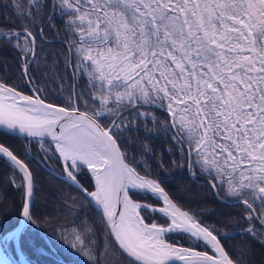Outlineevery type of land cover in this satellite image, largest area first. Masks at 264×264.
<instances>
[{
	"label": "snow or ice",
	"instance_id": "obj_1",
	"mask_svg": "<svg viewBox=\"0 0 264 264\" xmlns=\"http://www.w3.org/2000/svg\"><path fill=\"white\" fill-rule=\"evenodd\" d=\"M20 28L0 31V45L21 61L19 82L0 78V130L36 140L57 179L79 193L100 218L107 247L86 224L41 228L35 178L27 159L0 142V163L22 193L18 208L0 211V264H245L225 241L228 224L208 225L176 201L150 165L130 155L133 131L159 130L173 141L189 172L225 204L243 206L240 233L264 244V0H11ZM59 20L67 47L64 70L33 77V26ZM54 27V25H49ZM77 78L86 86L79 87ZM49 85L53 91H49ZM59 86L67 99L48 96ZM28 89L26 94L24 89ZM160 111L164 118L155 114ZM151 121L152 127H148ZM150 149L141 147L143 158ZM91 175V187L79 176ZM140 197V200L134 197ZM159 214L163 223L148 220ZM179 235L195 246L172 240Z\"/></svg>",
	"mask_w": 264,
	"mask_h": 264
},
{
	"label": "trees",
	"instance_id": "obj_2",
	"mask_svg": "<svg viewBox=\"0 0 264 264\" xmlns=\"http://www.w3.org/2000/svg\"><path fill=\"white\" fill-rule=\"evenodd\" d=\"M27 9L29 0H19ZM11 0H0V31H7L9 28L19 29V18L16 15V10L11 7ZM49 25H54L50 27ZM34 32H38L39 28L43 27V37H37L36 47L38 49L37 58L40 71H37V65H32L30 68L34 78L40 81V77L52 79L53 75L63 76L68 82H71V73H66L64 70V57L67 54V47L63 43L64 34L61 30V22L59 20L49 21L47 18H42L35 26L28 24ZM21 61L15 50L7 45H0V78L13 80L16 82L21 75ZM41 85L43 81H40ZM77 91L86 86L84 81L77 78ZM28 94V89H24ZM49 91H53V86L49 85ZM53 103H61L67 99V95H61L59 86L55 87L54 94L47 97ZM159 119L164 116L160 111L155 113ZM151 128V121L148 123ZM136 141L129 148L130 155H134L138 161L146 160L151 167L154 176H158L163 186L170 192L172 197L180 202L185 208L191 209L197 213L203 222L208 225L228 224L226 230L232 235V239L225 241L226 246L232 250L234 256H240L245 264H264V244L258 240L250 239L247 236H241L243 228L247 224L241 221L237 223L235 218L243 215V206L237 207L232 204H225L218 200L214 193L210 190L207 181L199 176H193L188 173V164L186 159L182 160L179 152L174 150L173 141L165 132L156 130L146 132L141 127L140 131H133L130 137ZM0 142H6L14 151L21 157L28 160L31 165L35 178V212L42 219L47 220V223H42L41 228L51 233L54 228L66 227L68 229L80 227L81 224H86L93 229L89 235L93 241L101 244V252L107 247L105 243V235L101 231L103 225L100 218L92 211L89 205L84 204L82 209H78L77 213H69L65 208L63 201L73 202V194L66 192L61 186H56L54 179L49 173L41 169L37 162L28 155V148L31 149L33 156L43 159V152L34 146H24L14 141L1 139ZM146 144L150 151L141 156V147ZM40 150V151H39ZM57 163L55 160H53ZM48 162V161H47ZM58 164V163H57ZM59 165V164H58ZM86 175V171L83 172ZM87 176V175H86ZM11 173L9 169L0 163V211L7 209L12 210V216L15 217V208H18L22 193L11 183ZM51 180V181H50ZM66 185V184H65ZM72 192L77 195L75 203H80L79 193L73 188ZM140 200V197H134ZM146 218L150 221L155 219L158 223H163L160 215L145 213ZM254 226L258 230H264V224H261L257 219L254 221ZM172 240L178 241L181 244L195 246L191 241L182 239L179 235H172ZM67 263L81 264L82 258L77 256H68ZM77 262V263H76Z\"/></svg>",
	"mask_w": 264,
	"mask_h": 264
},
{
	"label": "flooded vegetation",
	"instance_id": "obj_3",
	"mask_svg": "<svg viewBox=\"0 0 264 264\" xmlns=\"http://www.w3.org/2000/svg\"><path fill=\"white\" fill-rule=\"evenodd\" d=\"M8 140V139H7ZM10 141V140H9ZM12 142V141H11ZM15 142V141H14ZM20 144V143H19ZM24 146H34L35 145V148H37V149H40L41 150V147H40V145L39 144H34V145H32V144H23ZM28 148V147H27ZM39 150V151H40ZM28 155L32 158V159H34L36 162H37V165L41 168V169H43V170H45V171H47L48 173H49V175L54 179V181H51V182H53L56 186L58 185V186H61V187H63L65 190H66V192H71L72 194H73V197H76V198H78L77 197V195L75 194V193H73L72 192V189H70V187L66 184L65 185V183H62V181H61V179H57L56 177H59V176H61V174H62V169H61V166L60 165H58L57 163H55L53 160H50V161H45L44 159H40V158H38L37 156H33V154L31 153V149H29L28 148ZM79 181H80V183L83 185V186H86V187H91V181H90V179H88L87 178V176L84 174V173H81L80 174V176H79ZM77 263V262H76ZM77 264H79V263H77Z\"/></svg>",
	"mask_w": 264,
	"mask_h": 264
},
{
	"label": "water",
	"instance_id": "obj_4",
	"mask_svg": "<svg viewBox=\"0 0 264 264\" xmlns=\"http://www.w3.org/2000/svg\"><path fill=\"white\" fill-rule=\"evenodd\" d=\"M4 130H0V138H5V139H8V140H13V141H16V142H19L21 144H39L36 140H32L31 143H29V138H26V137H23V136H10V135H4L3 134ZM189 170V168H187V171ZM87 172V170H86ZM189 172V171H188ZM88 174V178H90L91 180V183H92V179H91V175L87 172ZM68 264V263H66Z\"/></svg>",
	"mask_w": 264,
	"mask_h": 264
},
{
	"label": "rangeland",
	"instance_id": "obj_5",
	"mask_svg": "<svg viewBox=\"0 0 264 264\" xmlns=\"http://www.w3.org/2000/svg\"><path fill=\"white\" fill-rule=\"evenodd\" d=\"M149 212H151V210H149Z\"/></svg>",
	"mask_w": 264,
	"mask_h": 264
}]
</instances>
